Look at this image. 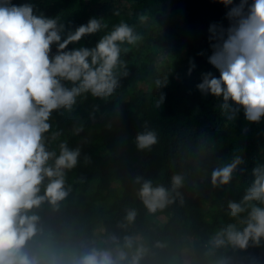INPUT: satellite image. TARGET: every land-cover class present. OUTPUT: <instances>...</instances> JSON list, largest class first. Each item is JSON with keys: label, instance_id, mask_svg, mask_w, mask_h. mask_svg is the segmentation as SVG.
I'll list each match as a JSON object with an SVG mask.
<instances>
[{"label": "trees", "instance_id": "16d2710c", "mask_svg": "<svg viewBox=\"0 0 264 264\" xmlns=\"http://www.w3.org/2000/svg\"><path fill=\"white\" fill-rule=\"evenodd\" d=\"M13 3H34L37 14L59 17L66 28L92 17L104 19V29L82 40L84 46H94L122 21L143 37L135 46H123L128 48L122 53L125 67L112 97H81L71 111L52 114L46 136L49 150L58 154L60 144L67 143L81 149V160L67 173V199L55 208L45 202L33 210L40 221L29 250L70 262L86 248L111 247L113 235L121 242L133 236L146 249L142 264H264V243L245 251L211 243L221 228L239 223L228 214L227 202L242 198L253 169L264 164V121L249 123L242 109L229 120L214 97L196 88L203 73L219 76L207 62L208 30L213 23L228 27L227 9L216 0ZM141 14L148 16L147 23H139ZM192 61L195 69L189 74ZM157 81L166 86L157 87ZM161 95L165 101L157 107ZM78 127L83 131L76 134ZM145 127L157 133L158 143L140 152L135 136ZM54 133L58 135L53 138ZM234 156H243L246 164L230 185L213 188L212 169ZM85 157L91 163L86 164ZM174 174L184 176L182 202L177 199L156 214L148 213L135 194L136 177L170 187ZM126 209L137 211L133 223L126 221Z\"/></svg>", "mask_w": 264, "mask_h": 264}, {"label": "clouds", "instance_id": "9594fccd", "mask_svg": "<svg viewBox=\"0 0 264 264\" xmlns=\"http://www.w3.org/2000/svg\"><path fill=\"white\" fill-rule=\"evenodd\" d=\"M216 2L227 9L228 27L209 26L207 62L219 76L203 73L196 88L203 96L214 97L229 120L242 109L246 121L259 124L264 121V0ZM138 20L145 24L148 16L141 14ZM103 21L92 17L86 24L66 28L59 17L37 14L34 3L0 0V264H142L144 260L146 249L133 236H124L121 242L113 235L111 247L86 248L70 262L28 248L39 231L40 217L33 210L45 202L55 208L67 199V173L81 160V149L67 143L60 144L58 154L49 150L46 136L52 129V114L71 111L81 97H112L120 85L118 73L125 67L122 53L128 48L123 46H135L143 39L134 25L122 21L94 46L82 45L86 37L104 29ZM194 69L192 61L189 74ZM164 101L161 95L157 107ZM74 131L79 134L83 128ZM157 143V133L148 127L135 136L140 152ZM84 162L91 163V158ZM245 164L243 156H234L214 167L213 188L230 185ZM252 175L242 198L227 202L228 214L239 223L215 233L211 243L217 248L245 251L264 243V164H258ZM134 182L139 186L135 194L150 214L177 199L182 202V174L171 177L170 187L139 176ZM125 211L126 221L133 223L137 211Z\"/></svg>", "mask_w": 264, "mask_h": 264}]
</instances>
